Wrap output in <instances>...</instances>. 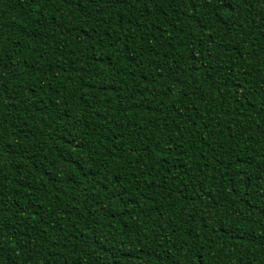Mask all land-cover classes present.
<instances>
[{
    "label": "trees",
    "instance_id": "16d2710c",
    "mask_svg": "<svg viewBox=\"0 0 264 264\" xmlns=\"http://www.w3.org/2000/svg\"><path fill=\"white\" fill-rule=\"evenodd\" d=\"M0 264H264V0H0Z\"/></svg>",
    "mask_w": 264,
    "mask_h": 264
}]
</instances>
